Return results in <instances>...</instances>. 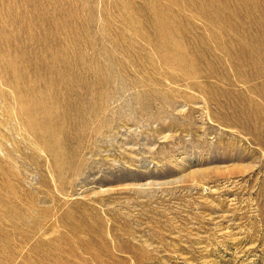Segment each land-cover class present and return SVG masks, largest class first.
Returning <instances> with one entry per match:
<instances>
[{"label": "rangeland", "instance_id": "rangeland-1", "mask_svg": "<svg viewBox=\"0 0 264 264\" xmlns=\"http://www.w3.org/2000/svg\"><path fill=\"white\" fill-rule=\"evenodd\" d=\"M0 264H264V0H0Z\"/></svg>", "mask_w": 264, "mask_h": 264}]
</instances>
